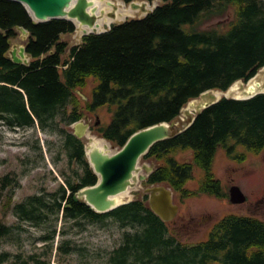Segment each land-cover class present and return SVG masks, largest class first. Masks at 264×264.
Returning <instances> with one entry per match:
<instances>
[{"label": "trees", "instance_id": "trees-1", "mask_svg": "<svg viewBox=\"0 0 264 264\" xmlns=\"http://www.w3.org/2000/svg\"><path fill=\"white\" fill-rule=\"evenodd\" d=\"M214 18L217 24L202 26ZM20 27L28 31L27 64L8 55ZM75 29L65 18L35 21L21 2L0 0V121L9 128L37 123L43 130L62 124L58 130L72 170L60 173L63 182L55 189L16 202L11 210L17 219L35 225L50 222L53 229L46 241H53L59 218L99 222L111 217L121 227L133 228L123 231L107 264H264V221L257 217L224 215L205 240L189 244L151 210L144 192L103 213L78 200L76 192L96 184L98 175L71 127L88 114L94 117L91 133L119 149L139 129L172 124L201 93L247 82L264 66V0H161L143 17L112 23L108 30L85 34L79 44L70 45L67 38ZM90 79L84 99L77 90L84 93ZM102 107L111 113L106 123L95 114ZM237 144L245 150L236 152ZM219 148L237 162L264 149V92L246 99L222 97L197 112L187 129L155 142L140 158L155 163L141 183L170 187L179 200L201 194L227 197L213 171ZM186 150L192 151L191 158L178 160L177 153ZM195 168L203 174L197 188L190 189ZM17 186L15 173L0 178L8 203ZM11 229L0 221V238L9 237ZM57 250L64 254L73 248L65 242ZM9 257L0 254L1 261ZM12 257L19 264H50L37 254Z\"/></svg>", "mask_w": 264, "mask_h": 264}, {"label": "rangeland", "instance_id": "rangeland-1", "mask_svg": "<svg viewBox=\"0 0 264 264\" xmlns=\"http://www.w3.org/2000/svg\"><path fill=\"white\" fill-rule=\"evenodd\" d=\"M113 6L103 5L105 12L101 15V22L108 20V25L114 22L123 21L129 17H142L147 11L161 3V0L152 2L140 1L144 9H134L130 4L119 0H111ZM116 9L117 17L107 16L108 11ZM232 13V8H231ZM218 19L206 20L202 26L217 24ZM101 25V23H100ZM104 27L101 28L103 30ZM24 39V38H23ZM70 45L80 43L81 38L75 32L68 36ZM22 41L18 39L19 42ZM23 44L25 40L22 41ZM261 86H264V71L261 69L255 76ZM92 79L84 89V94H90ZM240 88L246 93L247 83L240 81ZM256 85L259 91H264ZM215 90H208L198 99L209 103L224 96L233 97V94H224L217 97ZM232 91V90H231ZM234 92V91H233ZM238 92H235L237 94ZM203 103L185 108L181 116L194 115L202 108ZM188 105V104H187ZM186 105V107H188ZM99 119L104 123L110 119V111L102 107L95 111ZM92 121L94 117L91 118ZM62 124L53 123L52 128L41 129L36 123L33 126L9 128L0 121V178L7 173H15L19 186L14 189L10 203H8L7 191H0V221L10 225L11 235L0 238V254L7 252L9 259L1 261L0 264H19L12 257L20 254L27 258L30 254H37L50 261V264H107V255L121 243L122 233L133 228H123L113 218L108 217L103 221L91 222L80 218L77 222L62 221L59 218L53 241L45 240V236L52 232L53 225L45 221L40 224H32L26 221H19L12 212L11 207L28 195L40 193L44 190H53L63 182L61 172L70 174L72 172L66 151L63 146V135L58 130ZM229 139L228 143H232ZM39 146L41 147L39 149ZM117 148L109 145L110 153ZM245 148L241 144L236 145V152H242ZM234 152H232L233 154ZM192 151L186 150L177 153L180 161H188ZM150 164L139 160L138 166ZM213 171L220 180L222 189L227 197L217 198L206 194L179 200L174 193V202L179 209L175 218L170 221V230L182 242L196 243L205 240L209 230L215 222L227 214L250 215L264 221V149L257 154H248L242 162H237L226 156L223 148H219L214 162ZM140 173H144L143 169ZM203 172L195 168L194 179L187 183L188 188H197V183ZM238 186L246 196L243 203H232L229 199L231 186ZM145 187L139 182L136 186L128 188L124 201L132 200L140 196ZM122 197V196H121ZM67 242L73 250L70 253L59 254L57 246ZM52 247L51 253L46 251ZM46 253V256L43 255Z\"/></svg>", "mask_w": 264, "mask_h": 264}, {"label": "water", "instance_id": "water-1", "mask_svg": "<svg viewBox=\"0 0 264 264\" xmlns=\"http://www.w3.org/2000/svg\"><path fill=\"white\" fill-rule=\"evenodd\" d=\"M16 1L21 2L26 7L35 21H46L52 18H65L71 20L74 22L76 26L75 32H77L80 38H82L85 34L100 33L110 28V25H108L107 22H101V15L104 14L105 8L101 7L95 0ZM119 1L125 3L123 0ZM140 1L149 2L146 0H132L125 4H130V6L134 9H144L143 5L139 3ZM105 5L112 7L114 3L111 0H107ZM156 6H154V8ZM150 11H147L146 14ZM106 14L111 18L117 17L116 9L108 11ZM100 23L102 24L100 25ZM102 27H104L103 30H101ZM18 31H22L25 34L27 33L26 36H22L24 38L23 40L26 42L28 31L22 27L18 28ZM9 53V57L15 63L27 64L29 62L30 57L25 51L24 44H18L16 46L12 45L9 49ZM249 81L247 82L246 93L244 95L245 97H224L246 99L256 95L257 93L264 92L259 91L256 85L251 89H247ZM77 92L84 99H87L86 95L80 90H77ZM202 94L203 93L200 95ZM198 98L199 96L191 99L187 103L188 105L186 104L188 107L185 105L181 109V112L184 108L187 110V108L195 106V104L203 103L202 108L197 111L199 112L203 108L220 99L217 98L209 103L201 99L200 102L192 103L193 100ZM196 113L194 115H185V119L179 115L176 120L172 122V124L160 122L139 129L132 133L123 146L113 153H110L107 145L99 144L100 140L104 138L91 133L89 115H84L82 119L72 124V132L83 141L88 162L93 168L95 174L98 175V181L94 185L85 186L77 191L75 194L76 198L86 203L94 211L99 213L108 212L121 204L129 202L130 200L122 202L118 201L117 196L122 192H126L128 188L136 186L139 182L145 181L147 176L155 169L154 162H150V164H143L141 167L138 166L141 156L145 154L150 146H152L155 142L172 137L174 134L187 129L193 122ZM142 169L144 173H140ZM143 191L148 194L149 207L163 221L170 222L175 218L179 206L174 202L173 191L170 187L163 184H152L145 187ZM229 199L232 203L238 204L243 203L246 200V196L238 186L233 185L229 189Z\"/></svg>", "mask_w": 264, "mask_h": 264}, {"label": "bare ground", "instance_id": "bare-ground-1", "mask_svg": "<svg viewBox=\"0 0 264 264\" xmlns=\"http://www.w3.org/2000/svg\"><path fill=\"white\" fill-rule=\"evenodd\" d=\"M100 6H103V5H105V3H106V1L107 0H95ZM104 23H108L109 21L108 20H106V21H103ZM102 22V23H103ZM101 23V24H102ZM262 70L264 71V67L262 68ZM239 83H240V81H236L235 83H233L232 85H231V87L227 90V92H225L224 94H233V97H236V98H241V97H245L244 95H245V93H244V91L240 88V86H239ZM248 87H247V89H251V88H253L255 85H259V86H261L260 85V82L259 81H257L256 80V78H253V79H251L250 81H249V83H248ZM261 89H264V86H261ZM232 90V91H231ZM234 91V92H233ZM235 92H238L237 94H235ZM214 93H215V95L217 96V97H219L220 95H222L223 94V92H220V91H214ZM201 100L200 99H196V100H193L192 101V103H196V102H200ZM88 136H90V135H88ZM95 143V142H94ZM99 144L100 145H107V147H109V143L107 142V141H105L104 139H101L100 140V142H99ZM122 196V197H121ZM127 196H126V192H122L121 194H119L118 196H117V200L118 201H124V199L126 198Z\"/></svg>", "mask_w": 264, "mask_h": 264}, {"label": "crops", "instance_id": "crops-1", "mask_svg": "<svg viewBox=\"0 0 264 264\" xmlns=\"http://www.w3.org/2000/svg\"><path fill=\"white\" fill-rule=\"evenodd\" d=\"M26 34L24 32H22V31H20L19 32V36L17 38L13 39V42H12L13 44L12 45H15V46L18 45V39H21L23 41V37L22 36H26ZM22 41H20L19 44H23Z\"/></svg>", "mask_w": 264, "mask_h": 264}]
</instances>
